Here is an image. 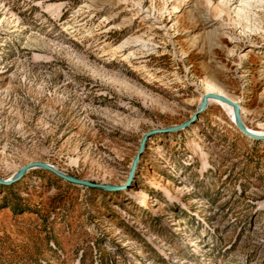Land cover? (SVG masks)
Listing matches in <instances>:
<instances>
[{
	"label": "rangeland",
	"instance_id": "rangeland-1",
	"mask_svg": "<svg viewBox=\"0 0 264 264\" xmlns=\"http://www.w3.org/2000/svg\"><path fill=\"white\" fill-rule=\"evenodd\" d=\"M209 89L264 132V0H0V178L126 186L0 184V264H264V140Z\"/></svg>",
	"mask_w": 264,
	"mask_h": 264
},
{
	"label": "water",
	"instance_id": "water-1",
	"mask_svg": "<svg viewBox=\"0 0 264 264\" xmlns=\"http://www.w3.org/2000/svg\"><path fill=\"white\" fill-rule=\"evenodd\" d=\"M211 98L212 99H217V100H219V101H221L223 103H226L228 105H232L234 107L235 124H236L237 128L244 135H246L247 137H249L251 139L264 140V136L255 135V134L251 133L245 127V125L243 124V121H242V117H241L240 106L238 104L232 103L228 99H225V98L220 97V96L215 95V94H205L203 96V100H202L201 105L199 107L198 113L204 111L207 108L208 100L211 99ZM188 125H189V122L188 123H184L181 126L171 127V128L165 129L164 131L165 132L177 131V130H181V129L187 127ZM155 132H157V131L150 132V134H153ZM147 137L148 136L144 137V139H143V142H142V145H141L142 148H143L144 141L146 140ZM139 157H140V155H137L135 157L134 161H133L132 168H131V171H130V177H132V175H133V172H134V170L136 168V165L138 163ZM37 168L38 169L48 170V171L54 173L59 178H62V179L66 180V181H68V182H70V183H72L74 185L81 186V187H86V188H91V189H95V190H100V191H119V190H122V189H124L126 187L125 185L116 186V185L96 184V183H92L90 181L77 179L75 177H72V176H70V175H68V174L56 169L52 165L47 164V163H43V162H32V163H29V164L25 165L11 179L3 180L2 178H0V184L1 185H5V186L11 185L14 182H16L17 180H19L21 177H23L28 171H30L32 169H37Z\"/></svg>",
	"mask_w": 264,
	"mask_h": 264
},
{
	"label": "bare ground",
	"instance_id": "bare-ground-1",
	"mask_svg": "<svg viewBox=\"0 0 264 264\" xmlns=\"http://www.w3.org/2000/svg\"><path fill=\"white\" fill-rule=\"evenodd\" d=\"M209 92H211L210 94H215V95H218V96H220V97H223V98H225V99H228L229 101H231L223 92H221V91H219V90H217V89H209ZM210 100H216L218 103H221L223 106H225L228 110H229V112H230V115H231V117H232V119H233V121H235V111H234V107L232 106V105H228V104H226V103H223V102H221V101H219V100H217V99H209L208 100V103H209V101ZM232 103H235V104H238L239 106H240V104L239 103H236V102H234V101H231ZM240 111H241V106H240ZM241 117H242V115H241ZM242 121H243V119H242ZM243 124H244V122H243ZM245 125V124H244ZM246 127V126H245ZM248 129V128H247ZM251 133H253V134H255V135H260V136H264V132H259V133H257V132H253V131H251L250 129H248Z\"/></svg>",
	"mask_w": 264,
	"mask_h": 264
}]
</instances>
